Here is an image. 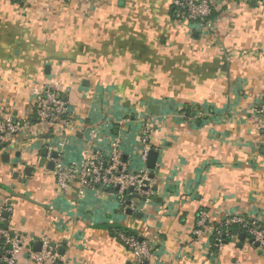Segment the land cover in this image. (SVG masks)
<instances>
[{"label": "crops", "instance_id": "0c3cea01", "mask_svg": "<svg viewBox=\"0 0 264 264\" xmlns=\"http://www.w3.org/2000/svg\"><path fill=\"white\" fill-rule=\"evenodd\" d=\"M19 1L0 0V116L34 123L35 95L48 85L73 109L64 163L78 162L89 143L104 146L109 120L120 123L113 131L122 130L130 156L138 111L157 122L151 146L160 154L151 204L132 216L101 190L80 197L77 181L59 193L45 156L58 136L25 127L0 145L10 228L64 249L57 264H135L119 230L149 242L155 257L146 264H264L237 229L216 252L192 236L200 210L212 222L264 216V138L250 114L264 102V6L227 0L204 38L174 23L170 0ZM196 110L203 118L193 119ZM26 252L17 264H34Z\"/></svg>", "mask_w": 264, "mask_h": 264}, {"label": "built area", "instance_id": "2783aa9c", "mask_svg": "<svg viewBox=\"0 0 264 264\" xmlns=\"http://www.w3.org/2000/svg\"><path fill=\"white\" fill-rule=\"evenodd\" d=\"M86 1V0H78ZM227 0H170L173 9V21L177 26L186 27L189 33L197 31L204 38L214 36L216 31V15L224 9ZM239 5L246 6L253 2L264 6V0H234ZM148 110V109H147ZM73 109L66 96L59 95L48 85L35 95V103L30 113L32 121L21 123L10 113L1 115L0 145L9 142L10 138L21 129L34 125L55 132L58 140L46 147V158L53 168L51 173L55 179L59 193H66L74 182H78V195L101 190L104 196L113 200L115 205L135 216L142 213L151 204L155 192L154 181L150 178L153 171L147 168L148 155L151 151L160 154V148L151 146L152 137L158 127L157 122L147 112L136 113L134 122L139 124V147L130 151L129 143H124L125 135L116 128L119 122L109 120L107 140L104 146L95 147L89 143L78 162L64 163L61 160L65 141L64 135L73 130ZM250 114L257 119L258 131L264 138V102H259L250 109ZM183 114V118H187ZM203 118L201 111H194L193 119ZM130 123L129 119H124ZM53 154L56 157L53 158ZM133 161L137 164L134 165ZM131 163V164H130ZM14 207L11 202L0 203V264H17L18 257L26 252L29 261L34 264H57L60 259L56 248L46 237L36 239L22 231L10 228L11 215ZM7 215V217H6ZM237 229L245 237L258 245L264 255V216L263 215H233L212 222L207 213L200 210L192 231L194 239L203 243L209 252L218 251L233 238L232 231ZM115 239L131 255L135 264H146L154 256L149 242L125 231H117ZM40 243V251L31 250V245ZM28 247V249H26Z\"/></svg>", "mask_w": 264, "mask_h": 264}, {"label": "water", "instance_id": "95a60500", "mask_svg": "<svg viewBox=\"0 0 264 264\" xmlns=\"http://www.w3.org/2000/svg\"><path fill=\"white\" fill-rule=\"evenodd\" d=\"M45 156H46V151H45ZM52 157L55 158V157H56V154H53ZM157 158H158L157 153H155V152H153V151H151V152L149 153V155H148V160H147V168H148L149 170L153 171V170L155 169V164H156V162H157ZM48 168H49L50 171L52 170L53 166H52L51 163L49 164ZM28 172H29V171H27V173H28ZM28 174H29V173H28ZM150 178L153 179V178H154V174H151V175H150ZM13 197H16V198H22V199H24V200H28L27 198H25V197H23V196H20V195H13ZM6 217H7V215H6ZM237 233H238V231H237L236 229H234V230L232 231V234H233L234 236H236ZM244 238H245L244 234H241L240 239L243 240ZM250 243L253 244L255 247H258V245H257L256 243H253L252 240H250ZM50 246H51V248H55V245H54V244H51ZM26 249H28V247H27ZM32 251H34V252H38V251H40V243H39V242H35V243L33 244V246H32ZM58 254H59L60 256H62V255L64 254V249H62V248L58 249ZM25 257L27 258V255H26Z\"/></svg>", "mask_w": 264, "mask_h": 264}, {"label": "trees", "instance_id": "16d2710c", "mask_svg": "<svg viewBox=\"0 0 264 264\" xmlns=\"http://www.w3.org/2000/svg\"><path fill=\"white\" fill-rule=\"evenodd\" d=\"M10 1H12L13 3H18V2L20 3L19 0H10ZM185 114H186L185 115L186 117H189V116H191L192 113H190L189 111H185ZM213 252H216V251H213Z\"/></svg>", "mask_w": 264, "mask_h": 264}]
</instances>
